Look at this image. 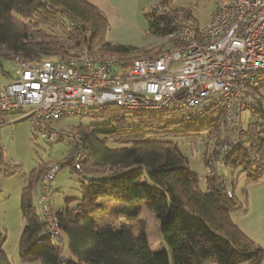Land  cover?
<instances>
[{"label":"trees","instance_id":"16d2710c","mask_svg":"<svg viewBox=\"0 0 264 264\" xmlns=\"http://www.w3.org/2000/svg\"><path fill=\"white\" fill-rule=\"evenodd\" d=\"M164 14L144 12L150 33L162 36L193 19L190 7L163 0ZM162 23V25H161ZM161 25V27H159ZM109 23L104 12L88 0H0V58L18 55L27 61L61 59L71 46L84 44L91 54L120 62L162 51L165 45L138 49L107 40ZM254 100L246 124L249 141L223 157L216 147L227 142L222 113L210 120L186 121L173 110L158 114H130L115 104L78 116L97 117L92 123L70 126L82 139L86 157L75 168L71 152L61 161L39 163L25 175L19 208L22 224L18 255L41 264H263L264 247L247 236L232 220L235 210L246 211L234 193V176L217 169L245 172L249 181L264 175V88L248 90ZM207 131L202 136V131ZM204 141L202 162L214 156L211 172L202 176L188 169V156L179 144ZM1 160V149H0ZM51 163L68 164L81 174V196L74 205L53 209L64 245L46 232V224L33 194ZM206 170V169H205ZM201 181L205 187H201ZM108 197L123 202L143 199L158 220L165 249L155 250L148 240L147 223L138 210L127 211V222L102 227L93 212ZM52 206V204H51ZM38 208V209H37ZM0 264H13L2 249Z\"/></svg>","mask_w":264,"mask_h":264},{"label":"built area","instance_id":"2783aa9c","mask_svg":"<svg viewBox=\"0 0 264 264\" xmlns=\"http://www.w3.org/2000/svg\"><path fill=\"white\" fill-rule=\"evenodd\" d=\"M162 2L149 6V12L163 15ZM162 38V51L126 62L91 54L84 44L71 46L61 59L27 61L13 55L16 75L0 90V125L5 114L24 111L37 137L69 144L79 168L86 157L82 139L58 123L62 118L110 104L130 114L170 109L186 121L200 122L219 110L227 133V142L215 148L222 163L233 148L249 141L243 113L254 100L248 90L264 88V0H217L206 24L186 21ZM213 159H207L206 173ZM59 169L51 163L43 174L37 204L46 232L64 245L51 206Z\"/></svg>","mask_w":264,"mask_h":264},{"label":"rangeland","instance_id":"374dc122","mask_svg":"<svg viewBox=\"0 0 264 264\" xmlns=\"http://www.w3.org/2000/svg\"><path fill=\"white\" fill-rule=\"evenodd\" d=\"M139 15L149 27L148 18L144 15L143 9L149 11V6L156 4L159 0H141ZM217 0H172V4L178 7H190L193 11L194 23L204 25L208 22L210 14L215 8ZM12 58V57H11ZM0 62H6L0 58ZM8 62V61H7ZM13 71V67H12ZM253 113V112H252ZM250 109L244 110L243 123L246 124L249 118H252ZM16 116L11 120V123L0 127V228L5 233V241L2 244V249L7 254L13 264H41L39 260L22 261L18 255V238L20 227L22 224L21 212L19 209L20 189L24 183L25 175L35 168L39 163L61 161L69 152V144L59 141L52 144L47 143L37 137L32 129V125L27 118ZM97 117L93 116H70L59 120L58 123L64 126H75L79 123H92L97 121ZM202 136H206L207 131H202ZM182 152L188 156V169L202 176L205 174V166L202 162V155L205 149L204 141H198L195 145L182 142L179 140ZM219 171L231 177L234 176V193L237 198L244 202L247 198V208L250 205V195L255 192V187H264V175L257 181H249L246 178L245 172H240L239 169L232 170L230 167L217 166ZM81 174L70 169L68 164H64L55 174L52 185L54 194L51 197L53 209H59L65 206L64 199L71 197L72 200L68 203L74 205L76 200L73 197L81 196ZM201 187H205V183L201 181ZM38 192V186H37ZM37 192L33 194V203L36 207ZM250 192V194H249ZM256 200V199H255ZM103 204L101 208L93 212L99 226L102 227H119L122 223L127 222L126 213L134 209L138 210V216L144 219L147 223L148 240L155 250L165 249L159 230L158 220L146 208L143 199H133L129 202L104 197L99 199ZM259 206V202L254 203V207ZM38 209V208H37ZM234 212H244L243 209L235 210ZM233 212V213H234ZM65 249H67V241L65 240ZM169 263L173 264L171 257ZM246 264V263H243Z\"/></svg>","mask_w":264,"mask_h":264},{"label":"crops","instance_id":"0c3cea01","mask_svg":"<svg viewBox=\"0 0 264 264\" xmlns=\"http://www.w3.org/2000/svg\"><path fill=\"white\" fill-rule=\"evenodd\" d=\"M88 1L104 12L109 23V30L106 36L109 42L130 45L138 49L164 45L162 36L150 33L148 31V26H146L144 20L141 19L139 15L140 7L142 4L144 5L141 0ZM142 11L145 12L143 7ZM3 59H5L6 62H0V90L16 75V64L13 59ZM16 116L22 117L20 119L27 118L30 121L29 115L24 111L11 112L4 115V122L0 127L11 123V120L15 119ZM23 185L24 183L22 187ZM254 189L255 192L252 196L250 195L251 201L246 211L239 213L234 212L231 217L247 236L264 247V187H255ZM256 201L259 202V206L254 207Z\"/></svg>","mask_w":264,"mask_h":264}]
</instances>
